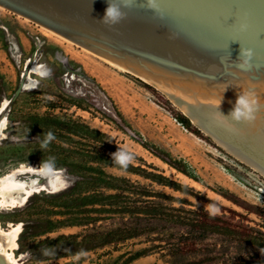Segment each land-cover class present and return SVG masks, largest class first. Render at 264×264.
<instances>
[{"label":"rangeland","instance_id":"rangeland-1","mask_svg":"<svg viewBox=\"0 0 264 264\" xmlns=\"http://www.w3.org/2000/svg\"><path fill=\"white\" fill-rule=\"evenodd\" d=\"M30 60L39 66L38 72L33 73ZM5 103L0 116V180L17 173L11 180L32 189L26 202L0 207V228L18 232L17 247L11 251L19 264H125L130 256L145 249L149 254L130 264H264V247L249 242L248 235L251 228L264 232V177L260 173L213 140L208 142L189 133L163 107L162 96L141 79L110 66L76 43L45 34L34 21H27L9 9H0V109ZM116 109L147 141L170 151L176 158H184L200 182L147 150L126 131ZM37 117L73 120L98 129L133 156L131 164L164 174L215 204L137 174L106 167L110 174L183 199L184 204L154 199L178 208L170 209V213L179 222L144 215L89 212L93 206L76 207L81 202L72 201L71 197L67 204L70 207H65V200H59V196L80 177L72 168L59 165V161L66 157L69 162H84L87 151L94 146L111 155L113 152L91 139L76 143L62 137L61 134H67L52 125L54 121L36 123ZM48 132L55 138L43 147ZM40 134H44V140ZM70 149L77 153H71ZM49 158H54V163H45ZM37 168L50 171H31ZM223 188L263 215L250 212L214 191ZM204 209L225 220L222 225L229 231L213 233L193 228L189 223L199 216L188 211L202 213ZM91 217L98 218L91 220ZM59 221H65L66 225ZM76 221L81 224H73ZM124 226L144 230L138 237L91 250H85L72 237L80 236L81 241L86 235ZM0 239L5 242L6 236L0 234Z\"/></svg>","mask_w":264,"mask_h":264},{"label":"water","instance_id":"water-1","mask_svg":"<svg viewBox=\"0 0 264 264\" xmlns=\"http://www.w3.org/2000/svg\"><path fill=\"white\" fill-rule=\"evenodd\" d=\"M110 3L125 14L113 25L100 21ZM0 5L143 78L130 64L203 88L264 97V0H0ZM249 49L250 67L243 69L241 50ZM186 105L185 115L212 140L242 146L264 164V103L255 130L210 108ZM0 264L9 262L0 255Z\"/></svg>","mask_w":264,"mask_h":264},{"label":"trees","instance_id":"trees-1","mask_svg":"<svg viewBox=\"0 0 264 264\" xmlns=\"http://www.w3.org/2000/svg\"><path fill=\"white\" fill-rule=\"evenodd\" d=\"M154 91L158 92L163 100L165 105L163 106L171 116L182 125L189 133L197 136L200 139L206 140L208 142L212 139L206 135L197 125H195L184 113H182L173 103L167 99V97L151 87ZM113 102V101H112ZM76 106L77 103H75ZM118 117L125 124L126 131L138 139V141L152 154L156 157L163 160L165 163L169 164L171 167L177 171L183 173L189 178L200 182L199 178L193 173L192 167L184 158H176L170 151L158 146L157 144L147 141L143 135L134 131L130 124L126 121L125 117L121 112L116 109ZM54 121L52 125L59 128L64 134L61 136L68 138L69 140L80 143L81 139L88 140L91 139L93 142L102 144L107 150L115 153L118 150V146L113 143L112 137L98 129L91 128L90 126L76 122L73 120L65 121L62 119H50V118H41L37 117L34 119L36 123H46ZM48 124V123H47ZM46 124V125H47ZM41 140H44V134L39 135ZM77 138V139H76ZM120 148V147H119ZM70 152L75 154L77 152L74 149H70ZM75 156V155H71ZM79 156H81L79 154ZM59 161V165H64L72 168L76 175L80 177V180L76 182L74 186L69 188L67 192L59 196V200H65L63 206L67 207L69 203L68 198L72 201H80L81 203L76 205V207H87L93 206V211L89 212H103L105 213H126L132 216L144 215L151 218H165L173 222H179L171 218L174 215L171 214V210H178L174 206H167L161 203L155 202V198L159 199H168L172 202H179L184 204L183 199L167 195L165 193L154 192L147 189L145 186L140 183H136L131 179L126 177L116 176L107 172L106 167L117 168L127 172L137 174L144 177L147 180H150L158 185L169 187L175 191L181 192L183 194L191 195L198 198L200 195H196L194 191L190 188L184 186L183 184L172 180L164 174L148 171L140 166H135L129 164L127 168H123L119 165H116L112 161V155L108 154L105 151H101L98 147H92V150L87 151L86 159L83 162H69L66 157ZM66 158V159H65ZM102 189V190H101ZM214 191L225 199L245 208L246 210L256 213L258 215H263L261 211H258L256 207L251 206L249 203L244 202L240 197L228 189H218ZM77 196V197H76ZM67 198V199H66ZM205 200L210 204H215V201L208 199L207 197H199ZM68 200V201H67ZM73 207V206H72ZM89 210V209H88ZM189 213L198 214V219L192 220L189 224L193 228L202 229L207 232L213 233H226L229 230L226 229L223 223L226 224V221L219 216L212 215L207 210H203L202 213H197L195 211H188ZM98 217H91V220H97ZM77 220V219H76ZM79 220V219H78ZM59 224L65 226V221H59ZM73 223L75 225L81 223ZM50 224L53 225L54 223ZM143 228L133 227V226H124L117 229L110 230L108 232H97L86 235L82 237L81 241H78L80 236L74 235L73 238L76 239L78 244L85 246V250H91L100 246L111 244L118 241H124L138 237L142 234ZM232 232V231H230ZM249 235V242L263 246L264 247V232L251 228ZM66 238V237H63ZM248 240V239H247ZM149 254V250L145 249L135 253L130 256L125 264H130L135 260H138ZM193 264V263H187Z\"/></svg>","mask_w":264,"mask_h":264},{"label":"bare ground","instance_id":"bare-ground-1","mask_svg":"<svg viewBox=\"0 0 264 264\" xmlns=\"http://www.w3.org/2000/svg\"><path fill=\"white\" fill-rule=\"evenodd\" d=\"M0 9L6 10L5 7L1 5H0ZM24 19L27 21H32L31 19L26 17H24ZM37 24L40 25L39 23ZM40 27L45 32V34L57 35L59 37H62L64 40H67V42L70 41L74 43L73 41L59 35L58 33L48 29L43 25H40ZM82 49L88 53H91L93 56L95 55V57H98L99 59L109 64L110 66L115 67L120 71L130 73L136 76L137 78L141 79L149 86L155 88L156 90L164 94L167 97V99H169L173 103V105H175L184 114L189 113L188 107L186 105V103H189L200 107H207L208 109L210 108L212 109V111H216V113L219 115L220 113L222 114L223 112L222 115H224L226 111L231 112L233 110L238 95L244 93L240 91L238 93H230L228 91H219L211 88H203L201 85L195 83H186L171 79L170 77L151 74L149 72L144 71L143 69L139 68L136 65L130 64V66L133 69L143 74L144 76L143 78L135 73H132L130 71H127L123 68H120L110 63L109 61L105 60L104 58L98 56L97 54L91 52L90 50L84 47H82ZM29 63L33 64L32 66L33 73L38 72L39 66H37L35 61L30 60ZM38 74H40V71ZM255 98L257 99L259 105H262L264 103V97L255 96ZM181 100H183L186 103L182 102ZM6 105L7 104L5 103L4 106L0 109V116L2 115L4 109L6 108ZM194 123L196 125L195 120ZM249 124L252 126L253 130H255V128L258 125L261 127V125L257 123L256 119L254 122ZM260 129L264 131V127H261ZM213 142L219 145V147L224 149L227 153L231 154L236 159L243 162L247 166L251 167L252 169L257 171L264 177V164L262 162L261 163L258 162V160L255 159L252 155H249L248 153L244 152L242 146H241L242 148L238 146L236 147L232 144L230 145L229 143L223 141H217V140L216 141L213 140ZM21 171L22 170H18V172ZM31 171L39 173V172H49L50 170L44 168H40V169L37 168ZM16 174L17 173L14 174L12 173V175H9L3 179L1 178L0 180V207L3 205L9 206V205L21 204L22 202H26L32 194V189L29 185L11 180L13 177L16 176ZM17 233L18 232L16 229L6 232L0 228V234L6 236L5 242L1 241L0 239V255L3 256L9 262V264H19L16 258H14L13 256V252L11 251L17 247V242H16L18 235Z\"/></svg>","mask_w":264,"mask_h":264},{"label":"clouds","instance_id":"clouds-1","mask_svg":"<svg viewBox=\"0 0 264 264\" xmlns=\"http://www.w3.org/2000/svg\"><path fill=\"white\" fill-rule=\"evenodd\" d=\"M124 17L125 14L120 11L119 7L114 3H110V6L106 9L105 16L100 21L104 24L113 25L119 23L122 19H124ZM252 56L253 53L250 49L241 50L240 57L245 58L239 60V66L243 69H248L250 67V60L252 59ZM259 108L260 105L255 98V94L248 91L238 95L234 108L228 116H224L221 113L220 115L225 120H228L230 118L236 123H252L256 119V113L259 111ZM54 138V134L52 132H48L42 146L47 147V144ZM132 159L133 156L128 151L123 150L119 147L118 150L112 154L113 163L123 168H127ZM45 163H54V158H49V160Z\"/></svg>","mask_w":264,"mask_h":264}]
</instances>
